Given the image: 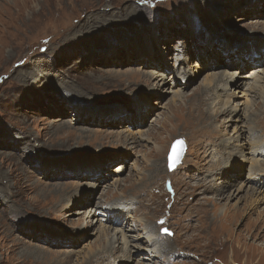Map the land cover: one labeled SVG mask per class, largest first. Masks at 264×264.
Instances as JSON below:
<instances>
[{"label": "rangeland", "instance_id": "obj_1", "mask_svg": "<svg viewBox=\"0 0 264 264\" xmlns=\"http://www.w3.org/2000/svg\"><path fill=\"white\" fill-rule=\"evenodd\" d=\"M262 43L264 0H0V264H264V191L256 210L243 199L260 187L250 164L241 200L189 187L228 179L210 170L234 147L237 122L220 98L239 103L245 134L264 144V62L240 63L250 44L264 57ZM238 70L248 84L262 76L258 89L231 86L224 97V77ZM98 183L93 199L63 210L67 189ZM109 203L131 213L105 233L87 216L98 204L107 221ZM228 204L241 211L232 224ZM150 227L168 245L158 257ZM110 246L119 249L99 258Z\"/></svg>", "mask_w": 264, "mask_h": 264}, {"label": "bare ground", "instance_id": "obj_2", "mask_svg": "<svg viewBox=\"0 0 264 264\" xmlns=\"http://www.w3.org/2000/svg\"><path fill=\"white\" fill-rule=\"evenodd\" d=\"M257 7V6H256ZM258 9V8H257ZM260 10V9H259ZM256 13V12H255ZM230 42V41H229ZM263 44V43H262ZM253 44H251L250 46H252ZM248 47V51L250 50V48L251 47ZM261 47H264V44L263 45H261V46H259V48H261ZM253 48H255V47H253ZM258 51V50H257ZM259 51H260V49H259ZM225 55L228 57V56H231V50L228 52V51H226V53H225ZM151 56V55H150ZM248 56V52L247 53H244V50L242 51V53H241V56H240V63L241 62H243V63H247L245 60H242V59H245L246 58V60L247 59H249V64H247V65H250V64H252L253 62V60H256V59H253L252 57H247ZM261 58H264V57H261ZM140 59V58H139ZM148 59V58H147ZM149 60V59H148ZM154 60V59H153ZM152 60V61H153ZM242 60V61H241ZM218 63H219V61H218ZM183 64V63H182ZM242 64V63H241ZM219 65V64H218ZM180 66V65H179ZM183 69H184V71H183V73L185 74V75H189V76H192V75H195L196 74V72H190L189 70L188 71H186L187 70V68H185V66L184 67H182ZM155 71V70H154ZM157 71V70H156ZM154 72V73H157V72ZM179 71H180V69H179ZM179 73V72H178ZM237 73H240V74H242L243 72H241L240 70H238L237 72H234V73H228L225 77H224V79H223V86L220 88V89H222V90H226V91H224V97L228 94V92H227V90H230V88H231V86H235V87H237V89L239 88V87H243L244 85H248V88L246 89V92H250V91H256L257 89H258V84H259V82L261 81V77L262 76H255L256 77V79L255 78H253L254 79V81H253V83L252 84H248V82H245L246 80H247V77H252V76H244V74H242L241 76H237ZM181 74V73H180ZM224 74V72L223 73H221V75H223ZM173 75V74H172ZM215 75V74H214ZM218 75V74H217ZM173 77V76H172ZM181 77V76H180ZM183 77V76H182ZM258 77V78H257ZM185 78V77H184ZM181 80V79H180ZM186 80V79H185ZM184 79L182 80V82H184L185 81ZM186 82V81H185ZM219 82H221V79L219 80ZM183 85V84H182ZM233 93V92H232ZM182 97V96H181ZM138 102V101H137ZM220 102L223 104V106H226V107H224L222 110H220V113L222 114V115H229L233 120H235L237 123H235V124H233L234 125V128H235V131H234V134L233 135H231L230 137H229V140H228V142H227V144L229 145V146H234L233 147V153H228L229 154V157H227L229 160H231V161H224L223 162V160H220V161H218V159H216V160H214V162L210 165L211 166V171H215V170H217V173H218V178L219 179H223V177H227L228 179H226L225 180V178H224V180H221L220 181V183H219V188L216 190V188H214V187H212L211 185H207V184H202V185H199V186H191V184H190V189H194V190H197V189H201V193H203V194H206L207 193V191H214L213 193H214V195L216 196L217 194H226V193H228L230 190V192H229V195L227 196V199L229 198V199H235V198H239V195H240V193H241V191H243L245 188H243V184L244 183H247L248 184V180L246 181V179H243V177H241L240 175V173H242V171L245 169V166L246 167H248V165H249V168H250V172H251V174L248 176V177H254V178H256L257 180H258V184H259V188H251L250 189V191H253V193H252V195L248 192L247 194H245L243 197V199L244 200H246V204H247V208L248 209H257L256 208V204L258 203V202H260V198L259 197H261L262 196V194H263V191H264V144L263 143H261L259 140H257L258 138H257V136L254 134V133H251V134H249V135H246L245 134V131L247 130L246 128V126H247V124H240V122H241V120H239V118L240 119H242L241 118V115H240V106H239V103L237 104V105H235V106H233V104H231L230 106H229V102H230V99L229 98H220ZM248 102V101H247ZM136 103V102H135ZM244 104H246V103H244ZM138 106V105H137ZM139 107V106H138ZM246 107H247V110H248V105H246ZM140 111H142V107H141V110ZM249 112H251V110L249 109ZM242 116H244V115H242ZM214 118V117H213ZM237 118V119H236ZM215 119V118H214ZM260 119V117H258L257 118V120H259ZM93 120V119H92ZM119 120H122V118H119ZM216 120V119H215ZM256 120V121H257ZM96 121H97V119H96ZM229 121H231L232 122V120H229ZM261 121V120H260ZM259 121V122H260ZM193 123V122H192ZM237 125V126H236ZM195 133L197 134V128H195ZM215 134H217L218 135V132H217V130H215ZM193 139V138H192ZM213 147V146H212ZM212 147H208L207 148V145H204L203 146V150L204 151H208V149L210 148V149H213ZM216 151V150H215ZM227 154V155H228ZM226 156V155H225ZM226 160V159H225ZM211 161V160H210ZM261 161H263V162H261ZM205 164V163H204ZM260 165V166H259ZM117 166H120L119 167V169H121L122 167H123V165H122V163H120V164H118V165H116L115 167H117ZM87 167H89V168H87ZM81 168L82 169H84V168H86V171L88 170V172L89 173H91V174H94V175H92L91 177H99V175L98 174H101V172L99 171L98 173H96V171L95 172H93L94 170H95V168H92V166H91V164H89V163H85V162H83L82 163V165H81V167H79L78 169H80L81 170ZM78 169H76V170H78ZM112 171L114 172V171H116V170H113L112 169ZM201 174V173H200ZM221 175H222V177H221ZM228 175V176H227ZM237 175V177H236V179L233 177L232 179H230L231 178V176H236ZM74 176L75 177H78V178H80V177H83V174H82V172L80 171V172H76V173H74ZM158 178V177H157ZM99 179V178H98ZM159 179V178H158ZM161 181V180H160ZM189 183V182H188ZM75 184H78V183H75ZM199 184V183H198ZM214 185H217L216 183H214ZM241 185V186H240ZM218 186V185H217ZM100 187V184L98 183V184H95V186L94 187H92L91 189H93V192H91L90 193V191L89 192H87L86 190L84 191V190H82V189H85L83 186L81 187L82 189H80L78 186H77V188H75V189H73V190H70V188L69 189H67L66 190V203H67V205H65V203H64V209L63 210H66V209H72L73 207H74V204H71V202H72V200L74 199V200H77L76 202V204L75 205H84V203H83V199H84V195L85 194H87L88 196H87V199H86V201H89L90 199H93L94 197H95V194H96V190L98 189ZM252 187H254L253 186V183H252ZM176 188H173V190H175ZM158 190V189H157ZM156 190V191H157ZM74 191H77V192H79V193H76V192H74ZM80 191H82V193H83V195L81 194L80 195ZM86 192V193H85ZM163 194V193H162ZM175 194V193H174ZM176 195V194H175ZM253 196H255V198H253ZM71 198V199H70ZM240 200L242 199L241 197L239 198ZM85 202V201H84ZM176 203V202H175ZM110 204V203H109ZM116 204V203H115ZM128 204L129 203H126V204H116V205H111L110 204V207L107 209V211H108V213H107V211H106V214H105V217H106V219H107V221H103V218H101V211H100V208H99V206L100 205H98V204H96L94 207H93V209L92 210H90V215L88 214V218L90 217V218H97L96 219V222L95 223H98L99 224V226L100 227H102V230H103V232H105V233H109L110 231H109V227H107V226H103V224H109V225H111V227L112 226H114V225H116L117 226V222L116 221H118V222H120V218H121V215L124 217V215H125V211H128V209L129 208H126L127 206H128ZM246 204L244 205V206H246ZM203 206V205H202ZM202 206L200 205L198 208H197V212H201V217L203 216V211L201 210V208H202ZM231 206H233V208H231ZM227 205L226 206V209H224V211H225V213H227V214H229V215H231L230 217L232 218L231 220H230V224H232V223H235L237 220H238V218H239V216H240V212L241 211H239V208H238V205ZM63 208V207H62ZM243 209V208H242ZM241 209V210H242ZM244 211V210H243ZM242 211V212H243ZM264 211V210H263ZM123 212H124V214H123ZM259 215H264V212H262V214H261V212H259ZM115 216H118L119 218H117V217H115ZM261 216V217H262ZM115 217V218H114ZM133 217V216H132ZM134 217H135V215H134ZM133 217V218H134ZM200 217V218H201ZM201 219H203V218H201ZM226 220V219H225ZM26 221V220H25ZM125 222V221H124ZM123 222V223H124ZM26 223V226H25V228H26V231H27V227L28 226H30V225H32V223L31 222H29V221H26L25 222ZM251 223V222H250ZM87 225H94V223L93 222H91V223H89V224H87ZM31 227H33V225L32 226H30L29 228H31ZM191 228V226L189 227V229ZM33 229H34V227H33ZM130 230L129 231H132V228H129ZM116 231L117 232H119L118 234H120L121 235V238L123 239V243H121V247H123V245H125V244H127V234H126V230L124 229V228H118V229H116ZM152 231H153V228L152 227H150V229H148V231L146 232L147 234H146V236H147V241L149 242V246H150V250L152 251L151 252V256H153V257H158L159 256V254H160V252L159 251H166L167 249H168V245H166L165 247H160V245H158V242H159V240H160V237L159 236H156V235H153L152 234ZM20 233H25V232H23V231H19ZM27 232H29V231H27ZM29 233H31V234H34V233H36V230L34 231V232H29ZM58 235H59V233H58ZM116 235V234H115ZM38 236V238L40 239V236L39 235H37ZM66 237V236H65ZM114 237V236H113ZM121 238H118L117 239V241H119V240H121ZM134 237L132 236L131 237V239H133ZM132 241V240H131ZM128 245V244H127ZM138 246V245H137ZM110 247H112V246H110ZM110 247H108V248H110ZM156 247H160V248H156ZM108 248H106V249H103V251L101 252V254L99 255V258L100 257H112V253L115 251V252H117V250L119 249L118 247L117 248H115V247H112L111 248V250H108ZM138 249H143V247H142V245H140V246H138ZM127 250H129V249H127L126 248V250L125 251H127ZM163 251V252H164ZM129 253H132V251L131 252H129ZM128 253V254H129ZM32 255V254H31ZM33 255H36L35 253H33ZM67 259L69 260V259H71V257L70 256H67ZM121 260H122V258H120ZM117 259H115L114 260V263H115V261H116ZM120 260V261H121ZM70 261V260H69ZM110 262V261H109ZM113 263V264H114ZM110 264V263H109ZM119 264H121V262H119Z\"/></svg>", "mask_w": 264, "mask_h": 264}, {"label": "water", "instance_id": "obj_3", "mask_svg": "<svg viewBox=\"0 0 264 264\" xmlns=\"http://www.w3.org/2000/svg\"><path fill=\"white\" fill-rule=\"evenodd\" d=\"M186 149L185 141L183 138L175 141L172 145L170 151V160L172 165L179 163L183 157L184 151Z\"/></svg>", "mask_w": 264, "mask_h": 264}, {"label": "snow or ice", "instance_id": "obj_4", "mask_svg": "<svg viewBox=\"0 0 264 264\" xmlns=\"http://www.w3.org/2000/svg\"><path fill=\"white\" fill-rule=\"evenodd\" d=\"M165 231H167V230H165Z\"/></svg>", "mask_w": 264, "mask_h": 264}]
</instances>
